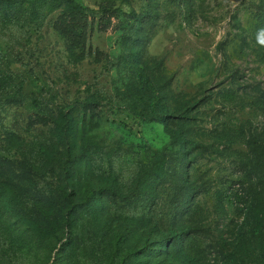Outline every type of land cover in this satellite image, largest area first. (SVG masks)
Instances as JSON below:
<instances>
[{
  "label": "rangeland",
  "instance_id": "rangeland-1",
  "mask_svg": "<svg viewBox=\"0 0 264 264\" xmlns=\"http://www.w3.org/2000/svg\"><path fill=\"white\" fill-rule=\"evenodd\" d=\"M262 30L264 0H0V264H264Z\"/></svg>",
  "mask_w": 264,
  "mask_h": 264
},
{
  "label": "trees",
  "instance_id": "trees-1",
  "mask_svg": "<svg viewBox=\"0 0 264 264\" xmlns=\"http://www.w3.org/2000/svg\"><path fill=\"white\" fill-rule=\"evenodd\" d=\"M67 2L71 3V0H67ZM73 6H75V4H73ZM159 113L157 111V109L155 107H151L149 111H146L144 113V118L145 119H149V118H154L155 116H157Z\"/></svg>",
  "mask_w": 264,
  "mask_h": 264
},
{
  "label": "clouds",
  "instance_id": "clouds-1",
  "mask_svg": "<svg viewBox=\"0 0 264 264\" xmlns=\"http://www.w3.org/2000/svg\"><path fill=\"white\" fill-rule=\"evenodd\" d=\"M262 34H264V30H262ZM260 42H261V43H264V40H261Z\"/></svg>",
  "mask_w": 264,
  "mask_h": 264
},
{
  "label": "water",
  "instance_id": "water-1",
  "mask_svg": "<svg viewBox=\"0 0 264 264\" xmlns=\"http://www.w3.org/2000/svg\"><path fill=\"white\" fill-rule=\"evenodd\" d=\"M232 2H235V1H237V0H231Z\"/></svg>",
  "mask_w": 264,
  "mask_h": 264
}]
</instances>
